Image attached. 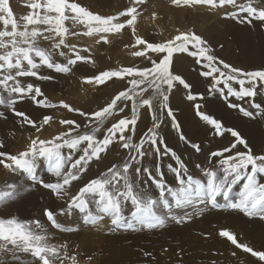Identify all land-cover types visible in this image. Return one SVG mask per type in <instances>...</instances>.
Returning <instances> with one entry per match:
<instances>
[{"label":"snow or ice","instance_id":"6c2138e0","mask_svg":"<svg viewBox=\"0 0 264 264\" xmlns=\"http://www.w3.org/2000/svg\"><path fill=\"white\" fill-rule=\"evenodd\" d=\"M144 3L145 0H132V6L124 11L114 16H101L76 0H30L26 5L30 11L17 20L10 0H0V24L3 25L0 28V106L10 110L15 116L22 117L21 123L30 125L37 133L44 126L50 125L53 117L44 115L37 124L24 112L18 111L15 105L26 97L38 106L61 107L85 119L83 125L74 119H60L59 124L65 130L50 139L30 137L25 149L17 154L0 151V157H4L0 159V166L13 173L19 171L26 174L31 185L39 184L50 190L52 195L63 199L69 195L73 182L81 181L94 161L101 160L102 154H106L111 146L119 144L120 148L127 150L122 163L111 165L98 177L83 183L67 200V207L59 210V214H71L73 210H77L82 214L85 224L95 225L107 217L114 228L133 230L136 224L149 230L162 229L169 221L183 224L209 207L227 208L238 211L249 219L264 221V154H253L239 130L226 127L220 119L203 110V105L210 104L211 101L203 93L193 94L192 85L181 74H175L174 56L176 53H188L196 57L197 64L203 63L208 70L202 71L200 75L211 77L207 95L219 93L225 101H228V97H235L237 100L254 98L258 87L264 85V67L249 71L220 60L212 54L207 41L194 31L179 32L160 43L146 41L136 34L138 6ZM171 4L203 5L210 10L231 6L246 13L250 18L248 23L251 24L254 19L264 25V0L259 5L254 4L253 0H246V3L241 4L237 0H171ZM237 15L238 12L235 11L224 12L225 17L234 18ZM69 21L71 27L68 26ZM81 26L84 31L78 30ZM126 28L131 29L134 43L125 47L134 49L131 55L148 61V64L142 67L124 66L85 77V83L96 85H104L113 78L127 81V86L99 110L87 113L64 101H60L59 105L48 103L46 97L38 99L43 97L38 85L25 84L21 79L35 77L50 80L51 76L40 74V68L46 67L56 73H69L71 66L77 62L93 63L90 56L81 55V51L90 52V49H78L76 44H69L70 36H96L97 44L101 41L109 43L108 34L120 33ZM44 42H49V46H42ZM190 47L195 51H190ZM57 54L66 63L57 62ZM150 54H156L155 58ZM233 83L239 86L238 90L232 86ZM220 85L222 87H218ZM181 86L183 90H188V101L203 102L195 103L193 107L196 116L211 127L214 135L222 137L227 133L233 138L228 146L209 152L208 160L212 167H203L199 163L195 165L201 174L199 178L194 177L181 156L168 146L161 134L162 126L170 124L179 141L195 153L202 151L200 144L187 138L170 106L173 90L179 91ZM224 89L227 90L226 93ZM227 107L238 109L243 117L254 115L248 108L231 101L227 102ZM251 107L260 109L261 105L252 103ZM129 109L130 116L125 114ZM141 110L150 116L151 127L139 137L138 142H134ZM260 114L264 115V112ZM2 116L4 113L0 112V117ZM109 121H112L110 126L105 127ZM98 133H102V138ZM241 145L247 151L238 150ZM2 147L4 145L0 143V148ZM64 149H68V152L65 153ZM164 157L174 161V164H168V171L174 175L175 187H169L165 182L160 163ZM41 158L47 162L48 171L56 178V182L37 180L35 173ZM146 159L151 167L146 166ZM239 183H242V187L237 198L229 199L233 186ZM31 190V186L6 184L0 190V205L14 202ZM166 194L173 198V203L167 202ZM220 196L224 197V204L218 203ZM160 203L169 209L167 216L157 214V205ZM173 208L180 210L182 214L172 213ZM187 209H191V212ZM43 215L56 229L69 232L76 230L63 227L57 220V214L49 208L43 209ZM219 236L264 264V251L254 250L248 244L239 242L235 234L228 230H221ZM66 247L50 244L46 230L39 220L0 218V253L4 256L10 254L13 264H22L19 253L30 255L37 264H56L57 260L63 264V259H70L72 264H76V257H69L66 251L61 259V249ZM0 264L8 262L0 259Z\"/></svg>","mask_w":264,"mask_h":264},{"label":"rangeland","instance_id":"374dc122","mask_svg":"<svg viewBox=\"0 0 264 264\" xmlns=\"http://www.w3.org/2000/svg\"><path fill=\"white\" fill-rule=\"evenodd\" d=\"M76 2H78L83 7L90 10L91 12L95 14H99L101 16H110V15L114 16L119 12L124 11L129 6H132V0H107V2L98 1V0H76ZM237 2L238 4L246 3V0H237ZM28 3H30V0H10V4L13 9L14 16L17 20H20L22 16L27 15L28 12L30 11V9L26 6ZM253 3L257 5L260 4L258 0H253ZM116 4L117 6L119 5V7H117ZM117 8L120 10H118ZM225 11H235L238 12V15L234 18L225 17L224 16ZM138 12H139V16L137 17V22H136V29H137L136 34L139 35L140 37H143L148 42L151 43L164 42V40L169 36L170 37L175 36V34H171V33L175 32L177 35V33L185 32V30L187 32L193 30L196 34L201 36L202 30H204L205 28L207 29L204 30V35H205V33H207L209 29H211L209 30L210 36L208 35L207 38L204 37L205 38L204 40L206 41L207 39L211 41V42L208 41L207 46L211 48L212 54L215 55L217 58L235 67H240L250 71L252 70L251 67L254 66L253 62L251 61L257 58L256 52L260 51L261 55L259 56V61L262 67H264V25H261L259 21H256L254 19L251 24L248 23V19L250 18L247 17L246 13L239 12L238 8H232L231 6H227L225 9L210 10L207 6H203V5L175 6L171 4V0H145L144 4L138 6ZM153 13H155V18H153ZM202 17H204L205 19H202ZM123 19L124 18H121V20ZM67 23L68 26L71 27V22L69 21ZM202 24L205 26L203 27ZM233 25H238V26H234L233 27L234 31L233 30L231 31L230 27ZM208 26L209 29L207 28ZM2 27L3 25L0 24V28ZM78 30L84 31L85 29H83V27L81 26ZM219 31L223 32V36H221V38L219 39L220 43H218L217 41V35H219L218 34ZM108 36H109V43H104L101 41L99 44H97L95 41L98 39V37L96 36L87 37L83 35L76 37H71V36L68 37V43L76 44L78 49H83L85 47L89 48L90 52L81 51V55L90 56L94 64H98L101 66L102 71L115 70L124 66L142 67L146 65L147 61H145L144 59L136 58L131 55V52L134 49L130 47H125L126 45H131L134 43V37L131 33L130 28H126L122 30L120 33L108 34ZM151 36L154 37V39L148 38ZM161 36L163 37L161 38ZM164 36L167 37L164 39ZM237 38L240 41L246 40V43H244V49H242L243 43H241V48H240ZM42 46L45 47L49 46V42H44ZM190 51H195V49H192L190 47ZM222 51H224L225 54H222ZM231 54L233 55L231 56ZM150 55H152L153 58H155L156 54H150ZM187 55L189 54L187 53ZM229 55L231 56L232 61L236 59L233 62V64L230 63ZM189 56L190 58L188 57L189 59H187L190 60L188 61V67L190 71L194 72L192 79L195 81L196 87L198 88V90H196L195 92L192 91V93L195 94L203 93L206 95L209 84L211 82L207 81L209 83L208 84L205 80H210L209 79L210 77L207 78L205 77V79H199V81L197 78L203 77L200 75V73L202 71H207L208 69L203 66V63L197 65L196 57L191 55ZM55 59L57 60V62L66 63L64 58L60 57L58 54L56 55ZM192 59H194V61ZM75 66H77L80 70H86L85 67L88 66V63L77 62V64L71 66V68ZM256 66L257 65H255V67ZM39 72L41 75L51 76L52 79L40 80L35 77L21 78L25 84L32 83L42 88L43 97H39L38 99H43L46 97L47 98L46 102L48 103L59 105L60 101H64L69 105H72L70 102L67 101L69 100L70 97L72 98L74 97V94H71L73 92L71 91L72 86L69 88V91L71 92L70 94H68L70 95L69 98L68 95L64 94L65 90L59 92L53 90V92H55L54 95L53 92L51 91V88L49 87L50 83H57L59 80L62 79L63 75L65 76L70 72L56 73L54 70L47 69L46 67L40 68ZM70 79L71 78L69 77L63 78V80L66 81L67 83H70ZM113 80H115V78ZM108 82L104 84L105 85V90L103 92L104 96L101 99V102H104V104L105 102L106 104L109 103L110 99L122 88V81L118 82L116 80L114 88L112 86L113 84L112 81H108ZM89 87L90 84H87L83 86L81 85L80 88L81 91L83 90L84 93L87 94L89 92ZM218 87H222V85ZM259 90H260L259 92L264 96V87ZM83 91L81 93H83ZM66 92L69 93L68 90ZM93 92L94 91H91L89 93H93ZM226 92L227 90H225V93ZM50 94L53 97L54 96L56 97L57 95L56 100L55 97L53 100H51L52 96H50ZM62 94L64 95V97L62 96ZM186 94L187 93L177 98H170V106L173 108L174 114L178 122L180 123L181 128L185 133V135L187 136V138L192 142L201 145V149H202L201 153H195L194 150H192L189 146L179 141L177 133L171 129L170 124H166L162 126L161 134L165 137L168 146L174 149L177 152V154L181 156V158L186 163L187 167L189 168L190 172L194 175V177L199 178L201 174L199 169H197L195 165L199 163L203 167H212L213 165L209 163L207 154H209L210 151L221 149L222 147L221 146L218 147L217 144H212V142H210L211 136L207 133L209 132L210 127L206 126V124H202L205 122L199 120V117L196 116L193 105L195 103H203V102L199 100L188 101L186 99ZM60 95L62 97L58 98V96ZM216 97H218L219 99L223 98L219 95V93L217 94L214 93L213 95L208 96L207 99L211 100V103L204 104L203 110L208 114L214 116L215 118L220 119L225 124V126H227V117L225 115H227L231 119L233 118L238 123H243V121L246 122L248 130L250 131V133H252V137L246 139L249 147L252 149V152L255 155L264 154V115L260 114L264 112V101H263L264 97L259 99L255 97L245 98L244 100H237L235 98L236 100L233 101L234 103L240 105L241 107L248 108L250 111H252L254 113L252 117H243L238 109H229L226 105L227 103H225L223 99L222 100L224 101V103L222 100L217 101L218 98ZM62 98L64 99L68 98V99L64 100ZM245 100L246 103L243 104V101L245 102ZM69 101L72 102L73 100L70 99ZM212 103H214V105ZM217 103H219L220 106ZM252 103L260 104L261 108L260 109L252 108L251 107ZM104 104L99 103L97 104V106H99V108H103ZM28 105H26L27 107L23 105L24 106L23 108L25 110L22 108L20 111L24 110L25 112L24 111L23 112L26 115H28L29 118L36 121L37 124H39L42 121L44 115L54 116L53 121L50 123V125L44 126V128L39 133H37L35 129L32 128L31 126L30 128H28L29 130L28 129L24 130L25 126L21 123L20 117L15 116L10 110L0 106V112L4 113V116L0 117V143H2L4 147H6L7 149L15 150V151L12 150L10 154H17L18 151L20 152L25 149V147L29 143L30 136L28 135L31 136L34 135V137L39 136L41 139L46 140V139H50L52 136H54L56 133L60 132L61 129L64 128L59 124V120L66 119L67 110L60 107L44 108L34 103L33 105L32 104L30 106ZM15 108L18 110L20 108V105L17 103L15 105ZM34 108H37V110L34 111ZM128 112L129 110H127L125 114L128 115ZM130 115L131 114H129V116ZM76 118L77 117H75L74 120L78 121V119ZM78 118H81V120L84 119L80 116H78ZM118 118L119 117H117V119ZM150 119H151L150 116L147 117V119H145V122L150 121ZM111 122L112 121L106 122L105 127H107L108 124H109L108 126H110ZM144 125H145L144 123L138 121L134 142H138L139 137H141L147 131ZM55 127H58L59 129L57 128L56 130ZM204 127L206 128V130ZM204 131H206V133ZM98 136L102 138V133H98ZM145 147H147V145H145ZM63 151L67 153V150L64 149ZM240 151H247V150L244 149L243 146H241ZM102 156L103 158L101 160L94 161L90 165L89 171L83 176V179L81 181L73 182V185L69 190V195L65 196L63 199H59L55 195H52L50 190L44 189L39 184L31 185V182L28 181L26 178V174L24 173L19 174L17 172L13 173L4 169L3 166H0V190H3L6 184L31 186L32 189L31 192L25 194L16 201L10 202L7 205L6 204L0 205V218L16 217L24 221L39 220L40 223L43 225L44 229L46 230V234L49 237V243L52 245L61 246L65 244V241L68 238H74L78 240L84 247H88V243H89L98 249L97 251L99 253L96 251V253H94L92 256H88V258H86L83 254L80 255L76 251H73L70 247H66V249H61V259H63V253L64 251H66L69 257L75 256L76 258L77 257L80 258V260L77 261L76 264H110L111 262H106V261L103 262V260L108 258L110 259L112 256L115 255L117 256L118 254H120L121 249H123L124 247H131L132 244L136 245L134 248L136 253L138 254L137 264H164L165 261L166 262L168 261L166 259H171L168 258V256L171 253V251H175V249L176 251L174 252V254L176 257L174 256V260L172 261V263L169 261L170 263L167 262L166 264L168 263L183 264L182 257L184 256V250L187 248L195 250L196 253L201 252L202 256L200 257L202 258L200 259H204L203 253L205 254V252L207 254L205 256L206 259V257L208 256V251L210 253L211 252L210 250H212L210 254L211 256L209 255V257H207L208 259H210L209 261H211L209 264H217V263L262 264V262L257 261L255 257H252L250 253H245L242 251V249L240 250L237 249L234 245L231 244L230 241H226L227 240L226 238L220 237L219 232L221 230H228L235 234L239 242L248 244L254 250L264 251V244H263L264 234L262 235V232L264 231V221H261L258 218L249 219L248 217H245L242 213L227 208L213 209L209 207L200 215H194L193 218L187 221L186 223L178 225L172 221H169L164 228L155 229V230L143 229L142 226L139 224L135 225V230L114 228L110 223V219L107 217L95 225L85 224L82 220V214L79 213L77 210H73L71 214H64V215L59 214V210L61 208L67 207V200L70 199L71 195H74L78 191L79 187L82 186L83 183L87 182L92 178L98 177L100 173L104 172L111 165L122 163L123 159L127 156V150L120 148L119 144H116L114 146H111L110 150L106 154H102ZM39 163L42 164L43 167L48 170V165L45 160L42 161L40 160L38 164ZM160 163L162 164V171L164 172V178L166 184L169 187L177 186L174 175L168 171V164L170 163L174 164V161H172L169 157H164L163 160L160 161ZM145 164L146 166H150V167L152 166L148 164L147 159L145 160ZM38 172L39 171L36 170L35 173L38 181L43 180L45 183L56 182V178L52 176L49 173V171L47 172L42 171L43 173L42 172L38 173ZM241 187H242V183L233 186L232 191L229 193V199H233V200L236 199ZM166 200L169 204L174 202L173 198L167 194H166ZM218 203L220 204L225 203V199L223 196L218 197ZM10 205L12 207H10ZM44 208H49L51 211L56 213L57 220L63 227L65 228L71 227L76 230L69 232V231H61L59 229L52 227L50 222H48L46 217L43 215ZM187 210L191 212V209H187ZM171 212L174 214H182L180 210L174 208L171 209ZM168 213H169V209L166 208L163 203L157 205V214L162 216H167ZM225 223H227L226 226H224ZM222 225L224 226V229ZM189 233L192 234L194 238L197 236L198 238L201 239V242L199 243L198 246L202 247L201 249L203 253L201 250H199L198 246L196 247L192 245L193 242H191L190 237L186 235ZM255 235L256 237H254ZM100 236H105L103 238H107V240L101 239L102 237ZM213 236L218 238L215 237L213 238ZM110 238L116 241H113ZM223 238L226 240L222 241ZM212 239L215 240L212 242ZM103 240L106 242L105 244ZM202 240L204 241L205 244L203 243ZM216 240L217 242H215ZM258 240H261V242H259ZM97 241L100 243L97 244ZM207 242L209 244H207ZM213 243L214 245L215 244L216 245L213 246ZM220 244H224L223 247H225L226 249H224L223 247L221 248L222 245L218 246ZM205 248L206 249L208 248L207 251ZM218 249L220 250L217 251ZM234 249L238 250L236 252L238 255L240 251L242 252V254L240 253L239 257L237 254L235 255L232 254V256H230L231 253H235ZM225 250L231 253H227V251ZM110 252L112 255L110 254ZM145 253H149L150 255H145ZM215 253L218 255L220 254L221 256L214 255ZM201 254L199 253L198 257ZM212 254L215 257L217 256L216 258L218 262L216 258L213 257ZM18 255H20L21 257L22 264H37V262L34 261V258L31 257L30 255L22 254V253H19ZM164 255L166 256L162 258V256ZM236 255L238 258L236 257ZM242 256L249 263H245V262L242 263L243 261V258H241ZM210 257L211 258L213 257V260H211ZM248 257L249 260L251 258L250 261H252V263L248 261ZM221 258L224 259V262ZM240 258L242 259V261ZM0 259L7 261L8 264H13L12 257L10 254L4 256L3 253H0ZM225 259L227 262H225ZM56 264H60V261L57 260ZM63 264H72V261L70 259H63ZM116 264H118V262Z\"/></svg>","mask_w":264,"mask_h":264},{"label":"bare ground","instance_id":"6f19581e","mask_svg":"<svg viewBox=\"0 0 264 264\" xmlns=\"http://www.w3.org/2000/svg\"><path fill=\"white\" fill-rule=\"evenodd\" d=\"M98 1H104V2H107V0H98ZM259 2H260V4H261V2H262V0L260 1V0H258ZM103 3V2H102ZM116 3V2H115ZM122 5V4H121ZM116 6H117V4H116ZM117 7H119V5L117 6ZM200 7V6H199ZM121 8V7H120ZM195 8V7H194ZM118 9V8H117ZM115 10H116V8H115ZM118 10H120V9H118ZM206 11V10H205ZM219 12V11H218ZM202 19H205L204 17H202ZM182 24V23H181ZM184 24V23H183ZM199 25V24H198ZM201 25V24H200ZM203 25V24H202ZM167 26V25H166ZM165 26V27H166ZM205 25H203V27H204ZM227 26V25H226ZM234 26H238V25H233V26H231L230 27V30L232 31L233 30V27ZM198 28V27H197ZM208 29H209V26L207 27ZM140 29H141V27H140ZM168 29V28H167ZM180 29V28H179ZM199 29H202V28H199ZM206 29V28H205ZM204 29V30H205ZM166 30V29H165ZM188 30V29H187ZM191 30V29H190ZM204 30H202V33H201V37L203 38V39H205V38H207L208 37V35H209V30H211V29H209L208 30V32L207 33H205V35H204ZM207 30V29H206ZM223 30V29H222ZM182 31V30H181ZM193 31V30H192ZM197 31V30H196ZM217 31V30H216ZM234 31V30H233ZM185 32H187L186 30H185ZM220 32V31H219ZM218 32V34L219 35H217V41H218V43H220V41H219V39L221 38V36H223V32H220L219 33ZM216 33V32H215ZM225 33V32H224ZM162 34V33H161ZM171 34H175L176 35V33L174 32V33H171ZM170 34V35H171ZM178 34V33H177ZM200 34V33H199ZM198 35V34H197ZM144 36V35H143ZM154 36V35H153ZM168 36H169V34H168ZM210 36V35H209ZM163 36H161V38H162ZM167 37V36H166ZM165 36H164V39L166 38ZM170 37V36H169ZM166 38L164 41H166V40H168V39H171V37L170 38ZM205 37V38H204ZM212 37V36H211ZM143 38V37H142ZM148 38H150V39H154V37H148ZM155 38H156V36H155ZM209 39H210V37H209ZM238 39V38H237ZM206 41H207V44H208V41H210V40H207L206 39ZM222 41V40H221ZM211 42V41H210ZM238 42H239V46H240V48H241V43H243L242 44V49H244V43H246V40H239L238 39ZM158 43V42H157ZM229 43V42H228ZM222 44V43H221ZM93 46V45H92ZM263 46V45H262ZM262 46H261V48H262ZM223 48V47H222ZM221 48V49H222ZM220 49V50H221ZM224 50V49H223ZM128 51V50H127ZM222 54H225L224 53V51H222ZM233 54H231V56H232ZM256 55H257V58L256 59H254V60H252L251 62H253V64H254V66L253 67H251L252 68V70H254V69H257L258 67L259 68H261L262 67V65H261V63H260V61H259V56L261 55V53H260V51H258V52H256ZM231 56L229 55V59H230V63H232L233 64V62L236 60H233L232 61V58H231ZM190 58V56L189 55H187V53H176L175 54V56H174V69H175V74H181L186 80H187V82H189L191 85H192V88H191V92L193 91V92H195L196 90H198V88L196 87V83H195V81L192 79V76L194 75V72L193 71H190L189 70V67H188V61H190V60H187V59H189ZM223 57V56H222ZM226 57V56H225ZM227 58V57H226ZM193 61H194V59H192ZM238 61V60H237ZM146 64H148V61H147V63ZM190 64V63H189ZM198 65V64H197ZM238 65V64H237ZM255 65H257L256 67H255ZM145 66V65H144ZM86 68V70H80L77 66H75V67H73L72 68V70H71V72L69 73V74H67V75H63L62 76V79L61 80H59L57 83H50V88H51V91L53 92V90H56V91H62V90H65V95H68V94H70L71 92L69 91V88L71 87V91H73L71 94H74V97L72 98V97H70L69 98V96L70 95H68V98H69V100L71 99V100H73L72 102L71 101H69V100H67L66 98V100L68 101V102H70L72 105H70V106H72V107H74V108H78V109H80V110H82V111H84V112H87V113H91V112H94V111H96V110H99L100 108H99V106H97V104H99V103H102V104H104V102H101V99L103 98V92H104V90H105V85H101V86H99V85H96V84H90V87H89V92H91V91H94L93 93H87V94H85L84 93V91H83V93H81L82 91H81V85L83 86V85H87V84H89V83H85L84 82V78L85 77H91V76H93V75H95V74H98L99 72H101L102 71V68H101V66L100 65H98V64H94V63H88V66L87 67H85ZM258 68V69H259ZM191 69V68H190ZM195 70V69H194ZM197 73V72H196ZM65 77H69V78H71L70 79V83H67L66 81H64L63 80V78H65ZM114 79V78H113ZM198 79V81H199V79H205V77L203 78V77H198L197 78ZM210 80H211V77L209 78ZM116 80L118 81V82H120L121 80H118V79H116L115 78V80H112V86H113V88H114V86H115V83H116ZM210 80H205L206 82L207 81H209V82H211ZM23 81V80H22ZM109 83V82H108ZM107 83V84H108ZM200 83V82H199ZM208 83V82H207ZM79 84H80V87H79ZM119 84V83H118ZM209 84V83H208ZM205 85V84H204ZM207 85V84H206ZM127 86V81L126 80H124V81H122V88H121V90H123L125 87ZM203 86V85H202ZM234 88H236L237 90H238V85H236L235 83H233V85H232ZM118 87V86H117ZM264 87V85H261V86H259L258 87V89H257V94H256V96H255V98H257V99H259V98H263L264 96L259 92L260 90L259 89H262ZM205 88V87H204ZM207 88V87H206ZM91 89H93V90H91ZM95 89H96V91H95ZM41 90H42V88H41ZM45 90V89H44ZM43 90V91H44ZM68 90V92L69 93H67L66 91ZM118 90V89H117ZM116 90V91H117ZM226 89H224V91H225ZM116 91H115V93H116ZM187 91L188 90H183L182 89V86H181V90H179V91H177V90H173V93L171 94V96H170V98H177V97H180L181 95H183V94H185V93H187ZM58 92H56V93H58ZM87 92V91H86ZM55 92H53V94H54ZM67 93V94H66ZM193 94H195V93H193ZM217 94V93H216ZM55 95V94H54ZM50 96H52L51 94H50ZM62 96L64 97V95L62 94ZM61 95L60 96H58V98L60 97H62ZM185 96V95H184ZM206 96V98H208V96H207V94L205 95ZM218 96V95H217ZM55 97V96H54ZM54 97L52 96V98H51V100H53L54 99ZM56 97H57V95H56ZM56 97H55V100H56ZM67 97V96H66ZM214 97H215V95H214ZM219 97V96H218ZM218 97H216V98H218ZM212 98V97H211ZM221 98V97H220ZM62 99H64V98H62ZM64 99V100H65ZM214 99V98H213ZM223 99V98H222ZM222 99H217V101H221ZM59 100H61V99H59ZM111 100V99H110ZM224 100V99H223ZM222 100V101H223ZM234 100H236L235 99V97H228V101H231V102H233ZM244 100V99H243ZM255 100V99H254ZM211 101V100H210ZM225 101V100H224ZM224 101H223V103H224ZM228 101H225V103H227ZM262 101V100H261ZM264 101V100H263ZM56 102V101H55ZM214 102V101H213ZM237 102V101H236ZM241 102V101H240ZM26 103V104H25ZM183 103V102H182ZM193 103V102H192ZM222 103V104H223ZM242 103V102H241ZM244 103H246V100H245V102L243 101V104ZM18 104L20 105V108L18 109V111H20L24 106H26V105H28V104H32L33 105V101L30 99V98H28V97H26V98H24L23 100H21V101H19L18 102ZM24 106H23V105ZM213 105H214V103H212ZM218 105H219V103H217ZM30 105H28V106H30ZM104 105H106V102H105V104ZM104 105H103V107H104ZM227 105V104H226ZM225 105V106H226ZM220 106V105H219ZM218 106V107H219ZM222 106V105H221ZM248 106V105H247ZM27 107V106H26ZM61 108V107H60ZM96 108V109H95ZM224 108V107H223ZM227 108V107H226ZM24 109V108H23ZM94 109V110H93ZM25 110V109H24ZM23 110V111H24ZM37 110V108H34V111H36ZM63 110V109H62ZM66 110V109H65ZM65 110H64V112H65ZM93 110V111H92ZM22 111V112H23ZM25 112V111H24ZM231 113V112H230ZM235 113V112H234ZM233 113V114H234ZM56 114V113H55ZM129 114H131L130 113V109H129V112H128V115ZM58 115H59V113H58ZM57 116V115H56ZM78 114L77 113H69L68 111L66 112V119H74L75 117H77L76 119H78V122H80L82 125H83V123L85 122V119H82L81 120V118H78ZM226 117H227V126L226 127H235L237 130H239L240 131V133L242 134V136L245 138V139H248L249 137H252V133H250V131L248 130V127H247V125H246V122H244L243 121V123H238V122H236L233 118L231 119L230 117H228L227 115H225ZM52 117H54V116H52ZM147 117H149V115H147L145 112H144V110H141V117H140V119H139V122H141V123H144L145 125V129H148L149 127H151V119H150V121H146L145 122V119H147ZM241 117V116H240ZM57 118V117H56ZM83 118V117H82ZM237 119V118H236ZM242 119V118H241ZM200 120V119H199ZM254 120V119H253ZM257 120V119H256ZM20 121H22V117H20ZM24 126H25V128H24V130L25 129H28V128H30V125H27V124H24V123H22ZM202 124H205V123H202ZM247 124H248V122H247ZM109 125V124H108ZM107 125V126H108ZM203 126V125H202ZM205 126V125H204ZM206 126H208V125H206ZM205 126V127H206ZM249 126H252V125H249ZM204 127V128H205ZM210 127V126H209ZM209 127H207V128H209ZM57 128L58 127H55V129L57 130ZM54 129V130H55ZM59 129V128H58ZM29 130V129H28ZM28 130H26V131H28ZM63 130H65L64 128L63 129H61V131H63ZM82 131L84 130L83 129V127H82V129H81ZM205 130H206V128H205ZM208 130V129H207ZM60 131V130H59ZM55 132V131H54ZM56 132H58V131H56ZM205 133H206V131H204ZM59 133V132H58ZM58 133H56V134H58ZM210 136H211V140H210V138H209V140H210V142H212V144H217V146L218 147H225V146H228L229 145V143L232 141V137L230 136V134H225L224 136H222V137H217V136H215L214 135V132H213V130L211 129V127L209 128V132H207ZM22 134V133H21ZM55 134V133H54ZM55 134V135H56ZM14 135H15V133H14ZM207 135V134H206ZM28 136H30V137H34V135H28ZM210 136H208V137H210ZM242 146V145H241ZM241 146H239V148H238V150H240L241 149ZM210 149V148H209ZM12 150L13 149H7L6 147H2V148H0V151H3V152H6V153H11L12 152ZM17 150V149H16ZM65 150H67V152H68V149H65ZM205 150V149H204ZM13 151H15V150H13ZM19 152V151H18ZM17 152V153H18ZM180 153V152H179ZM208 155V154H207ZM204 156H206V155H204ZM0 159H4V157H0ZM43 159L41 158V161H42ZM37 170L39 171V172H42V171H44V172H47L48 170L47 169H45L44 167H43V165L42 164H38V167H37ZM38 172V173H39ZM17 173H19V174H21L22 172H17ZM43 173V172H42ZM9 204V203H8ZM14 204V203H13ZM7 205V204H6ZM12 205V204H11ZM10 205V207H12ZM9 206V205H8ZM6 207V206H5ZM2 208H3V206H2ZM3 211V210H2ZM5 212V211H4ZM194 216V215H193ZM202 216V215H201ZM200 216V217H201ZM226 217V216H225ZM225 220V219H224ZM228 220V219H227ZM211 222V221H210ZM104 224V223H103ZM224 224V223H223ZM201 225V224H200ZM227 225V223H225V225L224 226H226ZM223 226V225H222ZM224 226H223V229H224ZM207 228V227H206ZM222 229V228H221ZM226 229H228V228H226ZM263 231V230H262ZM256 232V231H255ZM264 232V231H263ZM262 232V235L264 234ZM255 234V233H254ZM257 234H258V232H257ZM260 234V233H259ZM186 235H188L189 237H190V240H191V242H193V246H198L199 245V243L201 242V239L200 238H198L197 236L194 238V236L192 235V234H186ZM216 236V235H215ZM215 236H213V238L215 237ZM261 236V235H260ZM264 236V235H263ZM100 237H102L101 239H106L107 240V238H103V237H105V236H100ZM113 237V236H112ZM254 237H256V235L254 236ZM121 238V237H120ZM215 238H218V237H215ZM91 239V238H90ZM110 239H112V238H110ZM220 239H222V238H220ZM219 239V240H220ZM96 240H98V239H96ZM103 240V241H104ZM113 241H116V240H114V239H112ZM215 239H212V242L214 241ZM224 240H226V239H224L223 238V240L222 241H224ZM81 241V240H80ZM87 241V240H86ZM203 241V240H202ZM226 241H228V240H226ZM259 242H261V240H258ZM215 242H217V240L215 241ZM88 243V242H87ZM98 243H100V242H98L97 241V244ZM106 242L104 241V244H105ZM116 243V242H115ZM121 243V242H120ZM135 243V242H134ZM203 243H204V241H203ZM220 243V242H219ZM94 244V243H93ZM205 244V243H204ZM203 244V245H204ZM207 244H209L208 242H207ZM218 244V243H217ZM226 244V243H225ZM264 244V243H263ZM64 245H66L67 247H70L73 251H76L78 254H80V255H84L86 258H88V256H92L94 253H96V251L98 250L96 247H94L93 245H91V244H89L88 243V247H84V246H82V244L78 241V240H76V239H74V238H68L66 241H65V244ZM100 245V244H99ZM216 245V244H215ZM214 245V243H213V246H215ZM222 245V246H221ZM223 245L224 244H220V245H218V246H221V248L223 247ZM136 245H131V247H124L123 249H121V251H120V254H118L117 256L115 255V256H112L110 259L108 258V259H104L103 260V262L104 261H106V262H111V263H113V264H116L117 262H118V264H137L138 263V254L136 253V251H135V247ZM187 246V245H186ZM207 246H209V245H207ZM199 247V246H198ZM202 247L200 246L199 247V250H201L202 251V249H201ZM217 248V247H216ZM224 249H226L225 247H223ZM63 249V248H62ZM206 249V248H205ZM208 249V248H207ZM207 249H206V251H207ZM210 249V248H209ZM212 249V248H211ZM116 250V249H115ZM220 249H218L217 251H219ZM235 251V254H237L236 252L238 251L237 249H234ZM240 250V249H239ZM100 251V250H99ZM175 251H176V249H175ZM175 251H171V253L169 254V256H168V258H171V259H166V260H168L167 262H171L172 263V261L174 260V256H175V254H174V252ZM211 252H212V250H210ZM225 251H227V250H225ZM98 252V251H97ZM204 252H205V250H204ZM211 252L209 253V251H208V256L207 257H209V255L211 254ZM99 253V252H98ZM200 254H201V252H199ZM199 253H196L195 252V250H192V249H185L184 250V256L182 257L183 258V264H209L211 261H209L210 259H208L207 257H206V259H207V261H206V259H205V256L207 255L206 254V252H205V254L203 253V251H202V253H203V256H204V259H200V258H202V257H200V256H202V254L201 255H199V257H198V254ZM222 253V252H221ZM227 253H231V252H228L227 251ZM239 253V252H238ZM240 253L242 254V252L240 251ZM240 253H239V255H238V257L240 256ZM110 254H111V252H110ZM95 255H97V254H95ZM112 255V254H111ZM213 255V254H212ZM214 255H218V254H214ZM213 255V257L214 258H216L215 256ZM220 255V254H219ZM218 255V256H219ZM224 255V254H223ZM237 255H236V257H237ZM246 255V254H245ZM166 255H164V256H162V258H164ZM211 256V255H210ZM221 256V255H220ZM230 256H232V253H231V255ZM176 257V256H175ZM213 257L211 258V260H213ZM224 257V256H223ZM237 257V258H238ZM220 258V257H219ZM225 258V257H224ZM231 258V257H230ZM229 258V259H230ZM241 258H243V256L241 257ZM240 258V259H241ZM95 259V258H94ZM164 259V260H165ZM179 259H180V257H179ZM178 259V260H179ZM222 260H223V262H224V259L223 258H221ZM234 259V258H233ZM232 259V260H233ZM240 259H238V260H240ZM80 260V258H76V262L77 261H79ZM102 260V259H101ZM177 260V261H178ZM216 260H217V258H216ZM235 260V259H234ZM245 260V261H244ZM250 260H251V258H250ZM249 260V257H248V261H250ZM254 260V259H253ZM88 261V260H87ZM93 261V260H92ZM209 261V262H208ZM241 261H242V259H241ZM166 261H165V263L164 264H166L167 263ZM169 262V263H170ZM179 262V261H178ZM217 262H218V260H217ZM225 262H227L226 261V259H225ZM243 262H245V263H249V262H247L246 261V259H244L243 258V261H242V263ZM251 263H252V261H250ZM89 263V262H88ZM93 263V262H92ZM110 263V264H111ZM168 263V264H169ZM240 263V262H239ZM217 264H222V263H217Z\"/></svg>","mask_w":264,"mask_h":264}]
</instances>
